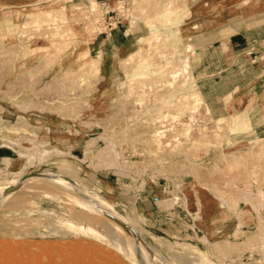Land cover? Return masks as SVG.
<instances>
[{"label": "rangeland", "instance_id": "1", "mask_svg": "<svg viewBox=\"0 0 264 264\" xmlns=\"http://www.w3.org/2000/svg\"><path fill=\"white\" fill-rule=\"evenodd\" d=\"M200 1L0 0V264H264V136L198 90ZM128 23L111 83L93 46Z\"/></svg>", "mask_w": 264, "mask_h": 264}, {"label": "crops", "instance_id": "2", "mask_svg": "<svg viewBox=\"0 0 264 264\" xmlns=\"http://www.w3.org/2000/svg\"><path fill=\"white\" fill-rule=\"evenodd\" d=\"M224 1L227 0H202L191 10L193 17L197 18L198 10H207L209 3L214 7L222 5L221 16L213 23L217 26L200 35L191 36L195 38L193 47L197 49L194 56L190 57V60L195 59L191 62L192 75L210 109L218 108L221 111V114L217 113L215 116H230L236 113L239 123L243 121L244 126L249 127L245 137L264 136V36L258 32L263 24L254 21V16L264 13V2L253 0L244 4L239 21L243 20L237 21L236 26L230 22L223 24L226 15L236 8L231 4L224 7ZM239 1L234 0L233 3ZM248 18L253 22L247 26L243 21ZM140 28L144 30L143 27ZM134 29V26L130 27L128 23L121 32L117 26L111 36L95 41L93 48L98 49L100 61L103 62L101 64L105 65H101V72L104 71L103 77L111 83L116 74L115 65L112 64L113 49L122 48L124 52L132 53L137 51L135 47L139 40L146 36L140 34L141 31L135 32ZM210 36L214 39L209 40ZM107 43L111 45L110 53L105 48ZM209 86H221V90L217 91L211 100L209 93L212 91ZM235 135L234 138L241 137V134L239 137Z\"/></svg>", "mask_w": 264, "mask_h": 264}, {"label": "bare ground", "instance_id": "3", "mask_svg": "<svg viewBox=\"0 0 264 264\" xmlns=\"http://www.w3.org/2000/svg\"><path fill=\"white\" fill-rule=\"evenodd\" d=\"M33 21H35V20H33ZM10 47V46H9ZM13 48V47H12ZM14 48H16V47H14ZM225 48V47H224ZM10 49V48H9ZM12 50V49H11ZM14 51V50H13ZM1 55V54H0ZM2 56V55H1ZM6 56V55H5ZM2 60V59H1ZM5 60V59H4ZM3 65H4V63H3ZM167 74H168V78H175L177 75H178V73L176 72V71H169V72H167ZM198 95L197 96H195V95H192V94H189L188 96H186V98H189V100L191 101V103H197V101H198ZM199 100H200V98H199ZM165 118H167V114H164V115H162V120L161 119H158V120H155V122L156 123H161L162 121H163V119H165ZM171 119H173V120H177V118H176V116L175 115H172L171 117H170ZM222 119V118H221ZM221 119H218V121H220ZM4 121V120H3ZM6 123V122H5ZM163 125L162 124H160L159 125V128H158V130L155 128V130H153L152 131V136H154L155 138H157V136L158 137H160L161 138V136H162V133H164L166 130H162V127ZM106 153H100L98 156H97V158L103 163L104 161H102L106 156ZM104 157V158H103ZM108 157V156H107ZM112 157H114V161H115V156L113 155V156H111V158ZM88 158V157H87ZM96 158V161H98V159ZM103 158V159H102ZM113 161V160H112ZM113 161V162H114ZM99 162V161H98ZM109 162H111V160L110 161H108V163ZM100 163V162H99ZM104 164V163H103ZM99 165V164H98ZM101 165V164H100ZM107 165V164H106ZM104 167H105V165H103ZM108 166V165H107ZM79 192L81 193V191L79 190ZM82 195H83V193H81ZM95 203H96V201H95ZM98 204V203H97ZM100 206V205H99ZM98 207V206H97ZM101 207V206H100ZM99 207V208H100ZM102 208H100L99 209V211L101 210ZM103 210V209H102ZM101 210V211H102ZM198 210V209H197ZM104 211V210H103ZM108 216V215H107ZM112 219V218H111Z\"/></svg>", "mask_w": 264, "mask_h": 264}]
</instances>
